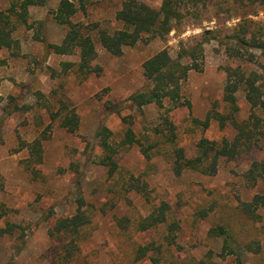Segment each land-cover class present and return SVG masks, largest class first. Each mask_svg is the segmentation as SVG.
<instances>
[{"label":"rangeland","instance_id":"1","mask_svg":"<svg viewBox=\"0 0 264 264\" xmlns=\"http://www.w3.org/2000/svg\"><path fill=\"white\" fill-rule=\"evenodd\" d=\"M40 1L44 5L29 7L28 24L18 23L13 34L19 48L0 53V95L5 109L0 111V203L9 209L0 220V229L7 223L17 226L13 235L0 236V264H55L62 242L50 237V228L58 218L73 216L82 201L91 223L83 230L81 253L70 264H264V209L258 211L259 222L238 211L242 202L264 195V179L253 183L245 177L254 161L264 164V145L235 160L221 158L214 176L190 170L177 176L171 161L175 148L193 157L201 139L235 136L231 126L222 129L213 121L205 129L192 120H205L216 102L217 110L224 111V68L238 63L227 57L218 41L238 24L240 15L250 13L249 18L264 22V7L180 0L187 17L166 40L138 43L125 48L119 57L97 45L95 72L83 77L74 69L63 71L62 63L78 62L77 53L57 55L48 47L60 44L67 31L50 14L60 0ZM139 1L159 9L164 0ZM19 2L0 0V11L7 12ZM121 3L95 0L86 16L80 13L74 21L98 23L109 31L121 29L115 20ZM208 30L214 33L205 34ZM204 35L215 38L205 46L204 70L192 71L182 87V102L189 101L191 109L183 106L166 113L154 104L138 110L128 103L132 94L147 85L143 64L148 59L165 48L177 58L182 45ZM237 97L238 118L243 120L250 105L243 92ZM165 105L169 107L168 102ZM72 112L79 118L74 133L61 126L65 114ZM165 116L174 125L175 142L155 145L156 130L168 133ZM103 126L118 146V171L112 178L100 164L102 148L96 135ZM129 127L141 143L121 147ZM44 131L48 139L43 144V161L32 164L29 145ZM132 178L147 184L149 200L129 189ZM161 202L170 205V219L180 224L174 246L163 242L162 227L145 232L136 228ZM223 224L231 226L237 238L230 242L231 249L225 247L224 239L210 235ZM258 243L259 252L249 249ZM149 244L156 249L137 259L138 247Z\"/></svg>","mask_w":264,"mask_h":264},{"label":"trees","instance_id":"2","mask_svg":"<svg viewBox=\"0 0 264 264\" xmlns=\"http://www.w3.org/2000/svg\"><path fill=\"white\" fill-rule=\"evenodd\" d=\"M198 1V0H195ZM212 1V0H209ZM224 3L236 2L247 3L254 6L264 7V0H222ZM95 0H60L56 10L51 11L54 20L59 25L66 27L67 31L60 44H48V47L57 55L78 54L76 63H62L63 71L74 69L83 77L95 72L93 62L98 57L97 45H100L113 56H122L124 49L134 47L138 43H150L153 40H166L175 30L179 29L186 16L180 0H164L159 9L153 8L139 0H122L121 8L115 14V20L122 25L121 29L109 31L101 28L98 23L86 24L74 21V18L82 13L87 15L89 7L93 6ZM44 5L40 0H22L15 4L7 12L0 11V53L3 50H16L19 42L14 39L13 34L19 24H28L29 7ZM187 9V8H186ZM247 15H240L238 24L220 39L219 44L224 46L227 57L238 64L228 65L224 68L226 75L223 89L224 111H218V102L212 105L205 120L194 118V124L208 128L213 121L218 122L220 128L231 126L235 130L232 139L222 138L220 141L201 139L197 144L196 155L188 157L183 148H175L172 152V170L180 176L184 171L190 170L206 176H214L218 172L219 160H235L243 154L264 145V22L256 21ZM42 24V23H41ZM43 25V24H42ZM206 31L205 34H213ZM215 38L206 37L193 38L187 44L180 47L177 58H173L167 48L157 52L153 57L143 64V74L147 79L144 90L132 94L128 103L138 110L148 105H156L160 109H166V113L187 106L191 109L189 101L182 102V87L192 71L202 72L205 65V46ZM235 63V62H234ZM240 63V64H239ZM257 65L259 69L251 67ZM243 92L246 101L250 105V113L246 119L240 120L238 113L237 94ZM3 97L0 95V111ZM169 103L166 107L165 103ZM13 111L6 113L10 116ZM166 125L164 130H156L155 145L160 143H174L175 128L168 116L164 117ZM61 126L70 133L79 128V118L76 114L66 113L62 119ZM112 134L107 127H101L96 135L99 146L102 148L100 164L108 168V176L112 178L118 171L115 155L118 146L111 141ZM48 139L44 131L30 145V160L32 164H41L43 161V144ZM1 142V132H0ZM141 142L129 127L120 142L121 147H130ZM147 158V150H144ZM247 180L256 183L258 179H264V164L254 161L246 172ZM129 189H135L139 194L149 200L147 184H140L139 180L132 178ZM136 183V184H134ZM83 204V201H82ZM80 204L71 217L58 218L50 228L49 235L54 240L62 242L59 251L55 255V264H70L76 255L81 253L80 243L83 241V230L91 223V216L82 209ZM264 209V195L256 194L250 202H242L238 208L239 213L245 218L253 221H261L259 210ZM171 208L167 202H161L153 207L152 212L141 218L136 228L140 232L151 229L164 228L163 242L167 246H174L180 224L170 219ZM9 209L0 203V220L8 216ZM203 217L208 212H203ZM17 226L7 223L0 229V236L13 235ZM264 233V226L262 227ZM210 235L224 239L225 247L231 249L230 242L236 241L233 229L229 225H219L210 231ZM252 251L259 252L260 244L256 248L252 245ZM153 244L139 246L136 258L143 259L154 251ZM233 249V248H232ZM234 253V249L232 250ZM156 262L155 259L152 260ZM203 264V261H200Z\"/></svg>","mask_w":264,"mask_h":264}]
</instances>
